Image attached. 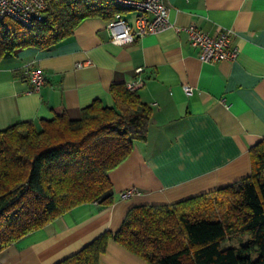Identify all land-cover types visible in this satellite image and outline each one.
I'll list each match as a JSON object with an SVG mask.
<instances>
[{
	"label": "crops",
	"instance_id": "1",
	"mask_svg": "<svg viewBox=\"0 0 264 264\" xmlns=\"http://www.w3.org/2000/svg\"><path fill=\"white\" fill-rule=\"evenodd\" d=\"M164 2L172 25L131 43L111 42L108 19L88 17L59 43L20 48L0 61V129L18 121L38 127L62 114L74 119L94 99L113 106L110 85L136 76L143 78L136 92L152 110L146 139L108 172L111 203L72 207L0 250V264H53L117 230L132 206L177 202L250 173L249 149L264 138V0ZM190 23L209 35L231 29L237 58L201 61L183 30ZM81 61L88 63L76 66ZM28 66L43 71L38 91ZM125 189L134 192L121 198ZM98 264L148 263L110 239Z\"/></svg>",
	"mask_w": 264,
	"mask_h": 264
},
{
	"label": "trees",
	"instance_id": "2",
	"mask_svg": "<svg viewBox=\"0 0 264 264\" xmlns=\"http://www.w3.org/2000/svg\"><path fill=\"white\" fill-rule=\"evenodd\" d=\"M111 0H50L41 20L0 21V61L24 47L47 49L88 17L111 18ZM113 106L94 99L77 118L56 115L0 129V250L72 207L112 201L108 172L147 136L151 107L136 90L112 83ZM250 173L169 204H139L53 264H98L112 239L148 264H264V138L249 149ZM248 235L238 246H223Z\"/></svg>",
	"mask_w": 264,
	"mask_h": 264
},
{
	"label": "built area",
	"instance_id": "3",
	"mask_svg": "<svg viewBox=\"0 0 264 264\" xmlns=\"http://www.w3.org/2000/svg\"><path fill=\"white\" fill-rule=\"evenodd\" d=\"M118 10L106 21L105 28L110 41L115 44H127L145 34L162 31L172 24L168 18V6L164 0H111ZM50 0H0V21L11 19L23 26L41 20ZM123 12L132 16L125 17ZM189 44L198 50L201 61L214 62L218 60L233 61L239 53L238 46L232 42L233 31L222 29L216 35H209L195 23L183 27ZM88 61L77 62L80 67ZM136 72H139L137 69ZM31 89L38 91L45 82L43 71L37 66H28L26 70ZM143 84V78L136 76L127 80L124 85L130 91L137 90ZM186 93L191 92L189 85H183ZM134 191L125 189L120 193L126 198Z\"/></svg>",
	"mask_w": 264,
	"mask_h": 264
},
{
	"label": "rangeland",
	"instance_id": "4",
	"mask_svg": "<svg viewBox=\"0 0 264 264\" xmlns=\"http://www.w3.org/2000/svg\"><path fill=\"white\" fill-rule=\"evenodd\" d=\"M247 239H248V235H234L228 237L224 241L223 246H238L239 244L245 242Z\"/></svg>",
	"mask_w": 264,
	"mask_h": 264
}]
</instances>
